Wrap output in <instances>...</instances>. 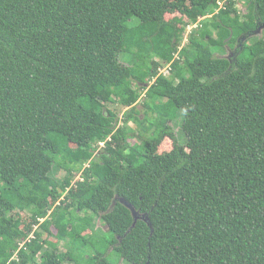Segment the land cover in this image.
<instances>
[{"label":"trees","instance_id":"16d2710c","mask_svg":"<svg viewBox=\"0 0 264 264\" xmlns=\"http://www.w3.org/2000/svg\"><path fill=\"white\" fill-rule=\"evenodd\" d=\"M246 5L0 0V264L91 244L88 264H264V0Z\"/></svg>","mask_w":264,"mask_h":264},{"label":"rangeland","instance_id":"374dc122","mask_svg":"<svg viewBox=\"0 0 264 264\" xmlns=\"http://www.w3.org/2000/svg\"><path fill=\"white\" fill-rule=\"evenodd\" d=\"M235 1H236V7L239 10L240 14L246 13L248 10L247 5H246V0H235ZM129 23H130V25H133V21H129ZM192 29L188 28V26L186 27V30L184 33V39H183L184 41H186L187 35ZM259 33L261 34V32H259ZM241 36L242 35H239L237 32L234 33V39H236L237 42L240 40ZM257 36H259V35H257ZM214 37H216L215 33H214ZM182 43H183V41H182ZM247 45H250V44H247ZM234 46H235V48H237L238 44H234ZM213 50L215 52H217L218 55H221L224 58H229V59H232L234 57L235 52H236V49L231 50L229 47H226V46L222 47V48L221 47H214ZM134 51H136V49ZM119 60H120V62H122L124 64H129V65L140 64V62L137 61V58L134 57L133 53H130V52H121L119 55ZM143 103H144V91L142 92L141 98H140V100L136 106V109L140 111V117L141 118H142V116L147 117V114H146L147 110L143 107ZM106 106L108 109H110L112 112H114L119 119H122V117L126 111L125 107L119 105L118 103L107 104ZM175 115L177 117H176V119H173L172 125L174 128V131L177 134L179 143L183 144L186 141L185 133H184L183 128H182V118L184 116V111L183 110H177ZM148 116H149L148 119L151 120L152 119L151 112H150V115L148 114ZM126 126L128 128L129 127L133 128V127H135V124L133 123L132 120H130V122ZM135 130H136V128H135ZM52 176L54 178L60 179L63 177V172L60 171V169L55 168L53 173H52ZM78 178H79V175L76 177V179H78ZM23 213L25 214L24 218L29 217L31 215V211H29V210H26ZM139 217L144 218L141 215H139ZM102 226H103L102 223H100L98 220L95 222L94 229L97 230V231H95L96 237L98 239H107L110 236H112V234L107 232L106 229L103 228ZM98 229H101V230H98ZM61 247H63V246H61ZM65 250L66 249L64 247L60 249V251H62V252H64ZM96 251L104 252V251H106V249L103 247L102 244H97L96 246H95V244H91L89 247H86V248H82L79 250L74 249L73 252H70L66 255V259L64 260V262L66 264H88L89 259L95 255ZM107 253H108L107 254L108 259L113 264H129L128 262L123 261V258L120 257V255L117 252L111 250L110 248L107 250ZM60 257L63 258V256H60ZM77 257L79 258L78 262H77Z\"/></svg>","mask_w":264,"mask_h":264},{"label":"water","instance_id":"95a60500","mask_svg":"<svg viewBox=\"0 0 264 264\" xmlns=\"http://www.w3.org/2000/svg\"><path fill=\"white\" fill-rule=\"evenodd\" d=\"M264 29V24H261V25H259L258 27H256V29H255V33H259V32H261L262 30ZM125 205H127L130 209H131V212H132V215H133V217L135 218V220L136 219H138L139 218V213L137 212V211H135L128 203H126V202H124V201H122Z\"/></svg>","mask_w":264,"mask_h":264},{"label":"built area","instance_id":"2783aa9c","mask_svg":"<svg viewBox=\"0 0 264 264\" xmlns=\"http://www.w3.org/2000/svg\"><path fill=\"white\" fill-rule=\"evenodd\" d=\"M194 26H196V24L192 25V26H189L188 28L192 29ZM170 66V65H169ZM162 73H168V66L163 68L162 70H160Z\"/></svg>","mask_w":264,"mask_h":264},{"label":"clouds","instance_id":"9594fccd","mask_svg":"<svg viewBox=\"0 0 264 264\" xmlns=\"http://www.w3.org/2000/svg\"><path fill=\"white\" fill-rule=\"evenodd\" d=\"M191 25H194V24H191ZM191 25H188V27L191 26ZM195 27H198V25L196 24V26H194L193 28H195Z\"/></svg>","mask_w":264,"mask_h":264}]
</instances>
